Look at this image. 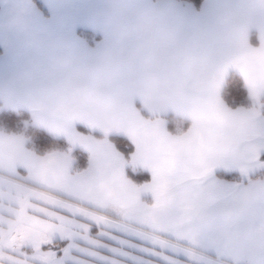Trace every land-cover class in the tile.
<instances>
[{"label":"crops","instance_id":"0c3cea01","mask_svg":"<svg viewBox=\"0 0 264 264\" xmlns=\"http://www.w3.org/2000/svg\"><path fill=\"white\" fill-rule=\"evenodd\" d=\"M231 75L257 107L225 101ZM263 99L264 0H203L200 9L175 0H0V104L89 156L75 170L70 155L38 154L0 129V183L28 186L44 209L27 240L32 230L53 231L44 223L51 214L76 221L87 210L186 238L185 264H264ZM170 116L188 129L172 132ZM114 136L132 144L129 161ZM101 157L114 170L79 183ZM53 159L61 163L39 175L21 171ZM129 165L156 178L150 219Z\"/></svg>","mask_w":264,"mask_h":264},{"label":"snow or ice","instance_id":"6c2138e0","mask_svg":"<svg viewBox=\"0 0 264 264\" xmlns=\"http://www.w3.org/2000/svg\"><path fill=\"white\" fill-rule=\"evenodd\" d=\"M259 139L264 141V133ZM123 151L131 152L132 148ZM60 163L59 159L30 160L21 171L39 175L45 168ZM114 167L113 161L101 157L88 175L79 177V183L103 182ZM128 176L136 185L143 186L145 203L140 212L150 219L155 215V176L131 171ZM28 191V186L17 182L0 183V264H185L191 258L188 240L173 231L161 229L159 236H153L151 231H145L146 224L121 225L110 216H97L87 210L76 221L53 213L54 219L44 221L53 231L32 230V238L27 240L23 233L29 230V221L42 219L34 213L44 211L31 203ZM104 211H108L107 207ZM176 214V209H169L166 217H160L161 223ZM64 220L68 222L60 223ZM101 220L117 223V227L105 231L107 225L102 226Z\"/></svg>","mask_w":264,"mask_h":264},{"label":"trees","instance_id":"16d2710c","mask_svg":"<svg viewBox=\"0 0 264 264\" xmlns=\"http://www.w3.org/2000/svg\"><path fill=\"white\" fill-rule=\"evenodd\" d=\"M178 3L192 4L196 9H200L203 0H175ZM225 101L232 107H257L258 102L253 100L238 75H231L223 91ZM264 104V99L261 101ZM264 110V109H263ZM169 128L174 133H181L188 129L190 122L175 116L168 117ZM180 124H177V123ZM0 129L9 133L22 135L27 141L28 147L38 154H48L51 152H61L70 155L74 159V169L83 170L87 167L89 156L88 153L80 148L74 147L66 139L57 137L49 132L37 127L31 120L30 115L24 111L12 110L0 104ZM109 141L121 150L127 159L130 160L133 152L132 144L123 137H110ZM132 148L131 152H125L123 149ZM135 172L144 174L146 172L135 170L130 165L127 173ZM264 176V173L261 174ZM130 177V176H129ZM131 178V177H130Z\"/></svg>","mask_w":264,"mask_h":264}]
</instances>
